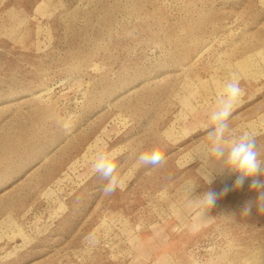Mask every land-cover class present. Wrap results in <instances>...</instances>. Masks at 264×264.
Listing matches in <instances>:
<instances>
[{"label":"rangeland","instance_id":"obj_1","mask_svg":"<svg viewBox=\"0 0 264 264\" xmlns=\"http://www.w3.org/2000/svg\"><path fill=\"white\" fill-rule=\"evenodd\" d=\"M234 77L264 153V0H0V264H264L260 191L197 171Z\"/></svg>","mask_w":264,"mask_h":264},{"label":"clouds","instance_id":"obj_2","mask_svg":"<svg viewBox=\"0 0 264 264\" xmlns=\"http://www.w3.org/2000/svg\"><path fill=\"white\" fill-rule=\"evenodd\" d=\"M244 90L240 86L238 78H231L223 85L221 95L217 100L216 108L209 116V130L206 143L202 145L199 157L202 164L198 172L205 183L213 182V173H234L236 178L234 187H243L246 180L251 179L250 188L260 191L259 208L264 211V153L257 144V134L253 131H242L239 134L233 132L229 117L237 102L243 96ZM119 153H98L95 157L92 168L107 183L103 186L105 193H112L121 183L117 174V159ZM140 165L156 166L163 162V155L158 150L141 153L138 157ZM229 189L225 188L223 192ZM215 191L204 192L198 199L210 208L219 195ZM251 210L250 206L245 207V213Z\"/></svg>","mask_w":264,"mask_h":264}]
</instances>
